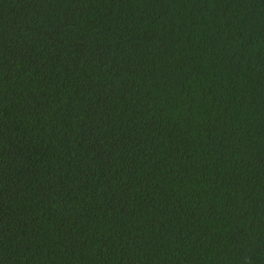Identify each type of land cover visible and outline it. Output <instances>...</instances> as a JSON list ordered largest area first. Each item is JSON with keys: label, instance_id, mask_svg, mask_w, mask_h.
Masks as SVG:
<instances>
[{"label": "trees", "instance_id": "obj_1", "mask_svg": "<svg viewBox=\"0 0 264 264\" xmlns=\"http://www.w3.org/2000/svg\"><path fill=\"white\" fill-rule=\"evenodd\" d=\"M0 264H264V0H0Z\"/></svg>", "mask_w": 264, "mask_h": 264}]
</instances>
